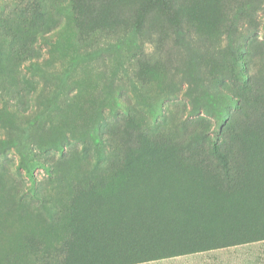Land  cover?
<instances>
[{"label":"rangeland","instance_id":"rangeland-1","mask_svg":"<svg viewBox=\"0 0 264 264\" xmlns=\"http://www.w3.org/2000/svg\"><path fill=\"white\" fill-rule=\"evenodd\" d=\"M46 1L41 20V0H0V264L59 262L73 192L123 169L115 129L139 123L214 175L210 142L264 103V5L236 20L232 0H175L182 39L158 5L135 29L148 0H106L85 27ZM141 264H264V241Z\"/></svg>","mask_w":264,"mask_h":264},{"label":"trees","instance_id":"trees-1","mask_svg":"<svg viewBox=\"0 0 264 264\" xmlns=\"http://www.w3.org/2000/svg\"><path fill=\"white\" fill-rule=\"evenodd\" d=\"M97 1L48 0L57 11L67 8L78 27L97 20L106 0ZM148 1L135 29L150 7L158 5L181 37L175 0ZM231 3L237 20L258 10L264 0ZM47 11V1L41 0V20ZM47 31L41 27V34ZM228 37L230 42V32ZM24 50L32 55L30 47ZM74 59L70 57L65 73L78 62ZM220 95L237 101L228 93ZM203 97L205 107L215 105L207 95ZM242 101L243 105L256 103L247 97ZM222 108L218 105V114ZM131 122L106 139L124 149L121 173L110 183L80 186L73 192L57 264H141L264 241V103L253 115L242 111L239 118L228 121L227 141L210 142L208 153L219 168L214 175L204 163L203 172L196 171L191 163L172 156L174 145L168 139L147 134L139 123ZM93 139L105 143L98 134ZM195 139L187 146L200 148V139Z\"/></svg>","mask_w":264,"mask_h":264},{"label":"crops","instance_id":"crops-1","mask_svg":"<svg viewBox=\"0 0 264 264\" xmlns=\"http://www.w3.org/2000/svg\"><path fill=\"white\" fill-rule=\"evenodd\" d=\"M200 253H203V252H200ZM195 254H198V253H195ZM185 256V255H184ZM176 257H180V256H176Z\"/></svg>","mask_w":264,"mask_h":264}]
</instances>
